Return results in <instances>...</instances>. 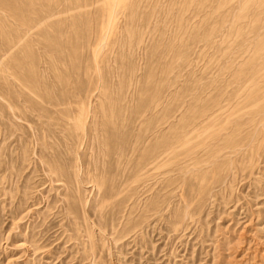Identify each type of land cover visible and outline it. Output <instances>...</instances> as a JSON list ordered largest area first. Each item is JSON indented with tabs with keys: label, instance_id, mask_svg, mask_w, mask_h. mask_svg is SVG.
Returning <instances> with one entry per match:
<instances>
[{
	"label": "rangeland",
	"instance_id": "obj_1",
	"mask_svg": "<svg viewBox=\"0 0 264 264\" xmlns=\"http://www.w3.org/2000/svg\"><path fill=\"white\" fill-rule=\"evenodd\" d=\"M0 264H264V0H0Z\"/></svg>",
	"mask_w": 264,
	"mask_h": 264
},
{
	"label": "bare ground",
	"instance_id": "obj_2",
	"mask_svg": "<svg viewBox=\"0 0 264 264\" xmlns=\"http://www.w3.org/2000/svg\"><path fill=\"white\" fill-rule=\"evenodd\" d=\"M160 156V155H159ZM155 159V158H154Z\"/></svg>",
	"mask_w": 264,
	"mask_h": 264
}]
</instances>
